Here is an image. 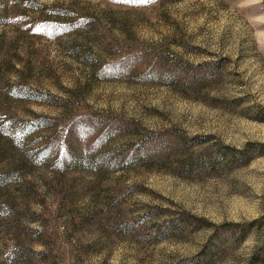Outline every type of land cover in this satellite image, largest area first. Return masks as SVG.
I'll list each match as a JSON object with an SVG mask.
<instances>
[{
    "label": "rangeland",
    "instance_id": "1",
    "mask_svg": "<svg viewBox=\"0 0 264 264\" xmlns=\"http://www.w3.org/2000/svg\"><path fill=\"white\" fill-rule=\"evenodd\" d=\"M176 59L213 66L161 82ZM108 117L211 166L114 169ZM63 140L79 161H37ZM0 264H264V0H0Z\"/></svg>",
    "mask_w": 264,
    "mask_h": 264
},
{
    "label": "trees",
    "instance_id": "2",
    "mask_svg": "<svg viewBox=\"0 0 264 264\" xmlns=\"http://www.w3.org/2000/svg\"><path fill=\"white\" fill-rule=\"evenodd\" d=\"M173 64L176 67L185 65L186 69H189L190 74L184 77H178L177 74H168L166 77H161L159 80L172 86H181L182 88H184L185 85L190 86L191 83L196 81V74L198 71H201V68L203 69L210 65L213 66V64L207 62L198 65H191L177 59L173 61ZM23 90L24 93L27 94L29 88ZM31 92L30 95L28 94L25 96H28V98L32 100L37 99L52 104L62 102L60 98L55 99L56 97L46 91L33 89ZM47 124V119L36 117L31 120L23 121L19 128L23 132H27L38 126H46ZM95 125L96 129L100 128L97 134H101L107 142L108 140L110 141V138L115 137H126L131 140L130 142L119 146V149L117 148L114 151L116 154L113 157L108 155L110 158L109 165L114 166V169L117 170L127 169L134 164H146L155 169L164 166L168 168L170 166H175L176 169L181 168V171H177L178 174H181L184 171L187 172L195 168H207L208 166H211L213 161L209 155H205L207 154L206 149H199L198 151L197 148L199 147H194L193 145L195 143L196 145L202 143L203 139L198 137H191L188 139L182 135V133L177 132L173 128L148 130L141 127L138 122L133 119L115 117H108L99 120L95 119ZM76 128L77 127L74 129L77 130ZM66 140H63L60 144H48L44 146L43 151L38 152V157L35 156L38 158L37 161L41 160L40 158L43 154H46L48 156L53 155L54 157H47L45 160L52 158V160L61 168H67L70 165L75 164L79 161V158L74 154L70 143L65 142ZM64 144L66 146H64ZM61 146L63 148L62 153L60 152ZM30 161L32 162L31 159ZM27 165V162L23 163V166L20 167L21 173L24 172Z\"/></svg>",
    "mask_w": 264,
    "mask_h": 264
}]
</instances>
